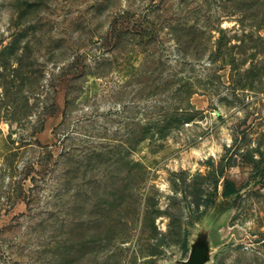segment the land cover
<instances>
[{
  "label": "rangeland",
  "instance_id": "obj_1",
  "mask_svg": "<svg viewBox=\"0 0 264 264\" xmlns=\"http://www.w3.org/2000/svg\"><path fill=\"white\" fill-rule=\"evenodd\" d=\"M203 228L264 264V0H0V264L69 231L68 264H182Z\"/></svg>",
  "mask_w": 264,
  "mask_h": 264
},
{
  "label": "water",
  "instance_id": "obj_2",
  "mask_svg": "<svg viewBox=\"0 0 264 264\" xmlns=\"http://www.w3.org/2000/svg\"><path fill=\"white\" fill-rule=\"evenodd\" d=\"M214 243L215 239L210 234V230L201 229L191 245L189 258L182 264H210Z\"/></svg>",
  "mask_w": 264,
  "mask_h": 264
},
{
  "label": "trees",
  "instance_id": "obj_3",
  "mask_svg": "<svg viewBox=\"0 0 264 264\" xmlns=\"http://www.w3.org/2000/svg\"><path fill=\"white\" fill-rule=\"evenodd\" d=\"M222 33H224L225 32V30L224 29H221L220 30ZM234 60V59H233ZM178 109V110H177ZM176 109V112H175V117H176V119L174 118V121L175 122H178L179 124H181L185 119H190V118H192L191 116L192 115H188L186 112H183L184 114H182V113H179V108H177ZM218 189L216 188V191H217ZM240 193V189L238 188V186L236 185V183L235 182H233L232 180H226L225 181V183H224V191H223V196L224 197H231V196H233V195H237V194H239ZM214 203V200L213 199H211V200H209L208 201V204L209 205H211V204H213ZM71 232L72 231H69L68 232V238H67V240L65 241V242H67V243H63V250H62V252H57V254L55 255V258H56V261H58V262H62V264H68V261L70 260V255H71V253L74 251H76V248L75 247H72V248H70L69 249V251H68V253H65V251H64V247H65V245L66 244H74V237L73 238H71L72 236H71ZM75 245V244H74ZM68 254H69V256H68Z\"/></svg>",
  "mask_w": 264,
  "mask_h": 264
}]
</instances>
